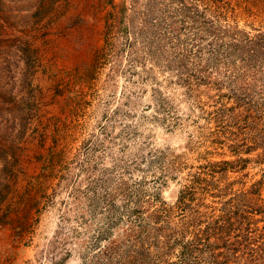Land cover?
<instances>
[{"label":"rangeland","instance_id":"obj_1","mask_svg":"<svg viewBox=\"0 0 264 264\" xmlns=\"http://www.w3.org/2000/svg\"><path fill=\"white\" fill-rule=\"evenodd\" d=\"M153 1L0 0V264H102L99 249L126 236L118 213L139 183L173 205L183 186L219 171L218 163L228 166L208 177L212 184L226 194L258 189L264 205V146L249 154L231 148L264 143V51L256 64L219 63L208 85L188 92L176 61L209 43L200 40L204 26L194 38L188 16L155 39L143 19ZM158 1L164 33L172 10ZM224 1L245 34L264 32V0ZM237 89L248 110L229 99ZM223 105L240 118L214 134L212 114ZM160 164L170 169L163 176ZM204 201L221 207L218 198ZM255 219L251 238L264 233Z\"/></svg>","mask_w":264,"mask_h":264},{"label":"trees","instance_id":"obj_2","mask_svg":"<svg viewBox=\"0 0 264 264\" xmlns=\"http://www.w3.org/2000/svg\"><path fill=\"white\" fill-rule=\"evenodd\" d=\"M160 3L162 5V2ZM160 3L158 0L153 1V7L150 9L153 13L150 18L143 12L145 22L149 24L150 21L151 26L148 29L151 30L153 38L157 35L161 39H166L172 31L177 30L175 25L186 22L189 16L192 25L188 29L191 30L194 38L198 36V32L203 31L202 26H204V36L200 37V40H209V43H204L203 47L202 43L191 46L192 50L186 56V63L192 60L191 63L189 61L190 68L183 63L182 59L175 60L178 63L175 69L178 70L179 78H183V82L187 83L188 92L194 91L201 85H208L210 74L212 70L219 67V63L225 64V61L231 59L240 61L246 59L247 65H250V62L256 64L261 59V57L256 58L261 55L260 51H264V32L251 37L240 30L227 16L228 2L224 0H188V2L169 0V5L166 7H171L172 11L170 16L165 17L170 22L165 23L164 33L160 29L161 23L158 26L157 10ZM176 4L179 5L175 7ZM151 12L148 10L147 13ZM166 12L168 10L163 12V16ZM110 19L115 22L117 16L111 14ZM142 23L144 25V22ZM195 26L196 30H194ZM109 28L110 31L114 30V24L109 25ZM126 31L127 27L123 29V32ZM150 43L148 46H152V38ZM190 52L191 56H189ZM194 58L196 61L193 60ZM170 65L171 61L168 62V66ZM214 84L218 89L222 87L217 80ZM237 92H239L238 89L234 93L231 91L229 99H234L237 108L243 105L248 110L250 105L247 98L249 97ZM236 107L226 108L223 105L213 112L212 119L217 123L214 134H223L228 129V126L224 124L228 119L233 121L240 118L239 115L235 116L231 113ZM250 144L247 145V142L240 145L234 143L231 148L235 150L244 147L243 152L249 154L264 146V143L261 144L259 141H252ZM143 160L145 161L144 158ZM220 165L228 166V163H218L212 167L218 168ZM222 167L219 171L212 170L211 173H202L205 177L196 175L189 185L183 186L173 205H168L160 199L159 189L144 191L140 188L142 184L139 183L134 194L126 195L123 210L118 213V219H122L126 225V236L119 242L112 241L108 246L99 249L102 264H264V248L258 246L264 245L261 240L264 239V233L255 238L250 237L251 223L258 221L255 217L259 216L260 221L264 222V205L261 204L259 190L253 188L246 193L226 194L229 189L221 190L212 184L211 180H208V177L213 179L214 174L225 173L226 168ZM159 170L163 176L170 169L160 164ZM201 184L204 186L201 187ZM227 195L231 196L225 200ZM206 196L218 198L220 201L217 203L221 205L220 209L205 203ZM249 196L255 198L251 199ZM112 205L113 202L106 204L108 229L115 225L110 219L111 216L116 215ZM257 240H261V243ZM122 247L124 252L119 253ZM115 254L117 259L113 260ZM172 254L175 257L174 261L169 260Z\"/></svg>","mask_w":264,"mask_h":264}]
</instances>
